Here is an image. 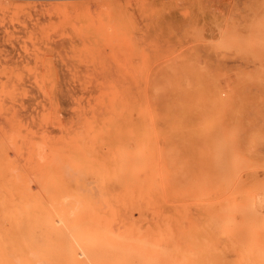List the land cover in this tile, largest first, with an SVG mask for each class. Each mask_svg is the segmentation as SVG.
Here are the masks:
<instances>
[{
	"label": "rangeland",
	"instance_id": "374dc122",
	"mask_svg": "<svg viewBox=\"0 0 264 264\" xmlns=\"http://www.w3.org/2000/svg\"><path fill=\"white\" fill-rule=\"evenodd\" d=\"M227 131L264 181V0H0V206L48 212L47 264H209Z\"/></svg>",
	"mask_w": 264,
	"mask_h": 264
},
{
	"label": "bare ground",
	"instance_id": "6f19581e",
	"mask_svg": "<svg viewBox=\"0 0 264 264\" xmlns=\"http://www.w3.org/2000/svg\"><path fill=\"white\" fill-rule=\"evenodd\" d=\"M258 67H260V66H258ZM194 84H196V83H194ZM198 96H200V95H198ZM208 102H209V100H208ZM150 118H148V119H150ZM218 127H220V126H218ZM240 129H242V128H240ZM231 131H232V129H231ZM151 133H152V131H151ZM183 133H182V135H183ZM207 133L209 134L208 130H207ZM228 133H229L228 131H227V133L225 132V134H222L219 138H217L216 136L213 135V138L211 140V151H212V154L214 156V161H215L214 169L216 172H218L220 174L219 185H220V187H224V194L226 196V200L222 204V206L219 207L218 209H216L212 214L213 216L211 218V223L213 225L215 233L209 239V255L211 256V258H213L212 260L209 261V264H259V261H262V260H260L261 259L260 252H258L257 247H255L252 244L254 243V241H258L264 245V238L263 237L260 238L259 234L257 232V230L259 228V223L264 221V181L261 182V181H258L257 179H253L250 182H243V183L237 181L238 172L240 169L239 167H240L241 161H242V156L240 153L229 154L226 152L227 145L229 143V139L231 137H234L233 132H231L229 134ZM152 134H151V136H152ZM180 135H181V133H180ZM148 141H149V139H148ZM143 142H144V140H143ZM253 144H254V140L251 139L250 140V146L252 147ZM79 145H80V143H79ZM137 156H138V154H137ZM205 156H207V155H205ZM209 157H212V156H209ZM203 158L204 157H202V159ZM254 165H255L254 163L249 164L248 168H251ZM49 173H51V172H49ZM128 175H130V174H128ZM99 177H101V176H99ZM240 183H241V186H240ZM45 191H47V189ZM7 193H8V191H7ZM43 193H45V192H43ZM8 195H7V197H8ZM13 197H15V195H13ZM43 198H44V196H43ZM38 202L39 201H37V199L33 200V199H31V197L25 198V196H21L16 201L6 202V204L0 206V214H3L5 216V217H0V264H47L48 263L49 235H50L51 223L49 222V219H48V212L45 211V209H41V204H39ZM211 208H212V206H211ZM56 218H57V216H56ZM55 222L57 223V221H55ZM58 222H59V220H58ZM84 223L86 224V222H84ZM87 225H91V224L89 223ZM121 225H122V223H121ZM77 226H81V225L78 224ZM122 226H124V224ZM74 227H75V225H74ZM119 227H117V229H119ZM201 227H203V226H201ZM96 228H98V227H96ZM101 230H103V229H101ZM101 230L99 229V231H101ZM115 230H114V232H115ZM56 233H53V234L55 235ZM64 236H65V234H64ZM114 237H116V236H114ZM131 237L133 238V236H131ZM203 238H202V240H203ZM119 239H121V238H119ZM131 239H128L127 241L124 239H122V240L125 242H128ZM71 240H72L71 243L73 245H83V243L85 241L84 236H83L81 231H79L77 233L76 232L73 233ZM86 240H87V238H86ZM135 240H137V239H135ZM133 241L134 240H132V242ZM89 242H91V241H89ZM64 244H65V242H64ZM85 244H86V242H85ZM136 244H137V241H136ZM65 245H64V247H67ZM54 246H53V248H54ZM150 246H152V245H150ZM153 247L157 248L155 246H153ZM203 247H204V245H203ZM127 248H128V246H127ZM124 249H125V247H124ZM158 249H160V247ZM161 250H163V249H161ZM109 251H111V250L109 249ZM167 252H169V251H167ZM183 252L185 253V251H183ZM66 253H67L66 254L67 259H69L70 256L68 258L69 254H68V252H66ZM108 253H110V252H108ZM78 254H79V252H78ZM78 254H76V255L78 256ZM100 254H101V252H100ZM263 254H264V250H263ZM80 255H81V253H80ZM118 255L120 256V254H118ZM125 255H127V254H125ZM212 255H213V257H212ZM104 257H106V256H104ZM128 257H130V256H128ZM130 258H129V260H130ZM146 258H147V256H146ZM166 258H167V256H166ZM112 259H114V258L112 257ZM158 260H159V258H158ZM162 260H164V259L162 258ZM50 261H52V260H50ZM86 261H87V259H86ZM114 263H115V261H114ZM156 263L161 264V262H158V261Z\"/></svg>",
	"mask_w": 264,
	"mask_h": 264
}]
</instances>
